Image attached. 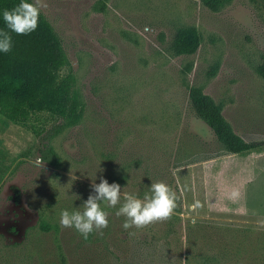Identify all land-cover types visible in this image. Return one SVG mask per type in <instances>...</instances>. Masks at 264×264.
<instances>
[{
  "label": "rangeland",
  "instance_id": "1",
  "mask_svg": "<svg viewBox=\"0 0 264 264\" xmlns=\"http://www.w3.org/2000/svg\"><path fill=\"white\" fill-rule=\"evenodd\" d=\"M32 2L83 109L71 126L47 114L28 126L0 115V264H264V148L226 153L188 96L202 87L239 137L264 140V81L255 71L264 0H233L218 12L200 0ZM190 26L200 46L175 56V32ZM48 148L58 166L43 159ZM218 158L228 171L197 179L192 167ZM101 177L121 185V202L163 181L176 194L174 212L126 231L119 205L108 207V227L85 240L60 224V212L80 207ZM212 187L217 195L205 191Z\"/></svg>",
  "mask_w": 264,
  "mask_h": 264
},
{
  "label": "trees",
  "instance_id": "2",
  "mask_svg": "<svg viewBox=\"0 0 264 264\" xmlns=\"http://www.w3.org/2000/svg\"><path fill=\"white\" fill-rule=\"evenodd\" d=\"M212 12H218L233 0H200ZM254 2L255 0H249ZM20 0H0V11L12 9ZM0 27L3 21L0 19ZM13 48L0 53V115L16 124L28 126L41 115L57 117L64 126L75 125L81 118L83 105L73 89L70 76L61 74L65 57L51 26L40 14L36 31L26 36L12 34ZM195 27H181L175 32L171 50L175 56H192L200 46ZM187 63L183 74L189 73ZM256 74L264 81V55ZM214 72L210 74L213 76ZM189 103L197 118L213 133L224 151L231 155L264 148V140L246 142L239 137L222 115V106L203 93L200 86L189 89ZM35 132L34 125L29 127ZM43 159L58 166V159L48 148Z\"/></svg>",
  "mask_w": 264,
  "mask_h": 264
},
{
  "label": "clouds",
  "instance_id": "3",
  "mask_svg": "<svg viewBox=\"0 0 264 264\" xmlns=\"http://www.w3.org/2000/svg\"><path fill=\"white\" fill-rule=\"evenodd\" d=\"M3 27H0V53L7 54L13 48L12 34L26 36L36 31L40 19V6L32 0H20L12 9L0 11ZM35 163L44 166L43 159L38 158ZM94 194H90L86 201L72 210L63 209L60 212V224L66 228H73L83 239L90 234L105 229L109 224L108 207L116 208L115 215L124 217L122 227L141 229L155 222L168 219L176 207V194L163 181L151 183L146 187L143 196L126 194L121 202V185L103 177L100 182L91 185ZM77 197V196H76ZM79 199V197H78ZM107 206V207H106ZM82 209V210H81ZM134 231H129L134 236Z\"/></svg>",
  "mask_w": 264,
  "mask_h": 264
},
{
  "label": "crops",
  "instance_id": "4",
  "mask_svg": "<svg viewBox=\"0 0 264 264\" xmlns=\"http://www.w3.org/2000/svg\"><path fill=\"white\" fill-rule=\"evenodd\" d=\"M224 159L222 158H218L217 160H214L210 163L205 164V163H197L196 165H194L192 168L193 170L197 173V179H199L200 175L202 176L204 182H207V176H211L213 175V177L215 176V174L219 171L224 170L225 172L228 171L227 168H223V167H218L217 164L219 163H223ZM205 191H212L211 194L212 195H217V188L212 187L210 190L205 189ZM223 191V190H222Z\"/></svg>",
  "mask_w": 264,
  "mask_h": 264
}]
</instances>
